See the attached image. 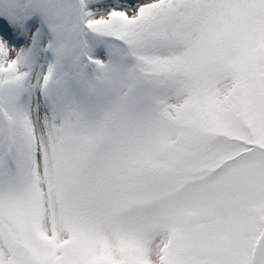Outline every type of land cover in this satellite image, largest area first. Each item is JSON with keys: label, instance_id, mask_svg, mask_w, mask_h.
<instances>
[{"label": "snow or ice", "instance_id": "1", "mask_svg": "<svg viewBox=\"0 0 264 264\" xmlns=\"http://www.w3.org/2000/svg\"><path fill=\"white\" fill-rule=\"evenodd\" d=\"M0 264H264V0H0Z\"/></svg>", "mask_w": 264, "mask_h": 264}]
</instances>
